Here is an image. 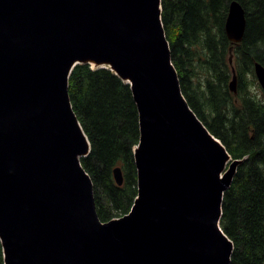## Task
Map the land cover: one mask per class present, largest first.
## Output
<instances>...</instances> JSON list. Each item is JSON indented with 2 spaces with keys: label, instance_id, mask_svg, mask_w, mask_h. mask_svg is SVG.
I'll return each mask as SVG.
<instances>
[{
  "label": "water",
  "instance_id": "95a60500",
  "mask_svg": "<svg viewBox=\"0 0 264 264\" xmlns=\"http://www.w3.org/2000/svg\"><path fill=\"white\" fill-rule=\"evenodd\" d=\"M246 29L235 0L226 21L233 46ZM87 60L129 83L139 112L138 196L129 215L105 222L69 95L72 70ZM254 67L264 89V65ZM237 83L233 69L234 94ZM240 163L182 93L162 0H0L5 264H230L234 244L220 219ZM113 175L122 186L120 166Z\"/></svg>",
  "mask_w": 264,
  "mask_h": 264
},
{
  "label": "trees",
  "instance_id": "16d2710c",
  "mask_svg": "<svg viewBox=\"0 0 264 264\" xmlns=\"http://www.w3.org/2000/svg\"><path fill=\"white\" fill-rule=\"evenodd\" d=\"M232 1L162 0V22L188 104L241 160L220 219L234 244L231 264H264V102L247 86L249 75L256 81L255 63L264 65V0H238L247 29L234 46L225 30ZM233 69L237 94L229 86ZM69 95L91 145L80 161L93 182L98 216L104 222L124 216L138 196L134 148L140 123L131 86L110 69L80 64L71 73ZM117 166L122 186L114 179ZM0 264H5L1 239Z\"/></svg>",
  "mask_w": 264,
  "mask_h": 264
},
{
  "label": "rangeland",
  "instance_id": "374dc122",
  "mask_svg": "<svg viewBox=\"0 0 264 264\" xmlns=\"http://www.w3.org/2000/svg\"><path fill=\"white\" fill-rule=\"evenodd\" d=\"M247 81H248L247 86H248V89H249L250 93H256L259 98H263L262 102H264V94H263L264 90L261 87V85L259 84L257 78H256V81H255V79L251 75H249L248 78H247ZM131 212H132V209L125 215H129ZM116 218H119V217H116Z\"/></svg>",
  "mask_w": 264,
  "mask_h": 264
},
{
  "label": "bare ground",
  "instance_id": "6f19581e",
  "mask_svg": "<svg viewBox=\"0 0 264 264\" xmlns=\"http://www.w3.org/2000/svg\"><path fill=\"white\" fill-rule=\"evenodd\" d=\"M233 1H235V0H233ZM232 1V2H233ZM231 2V3H232ZM231 3H230V5H231ZM229 8H230V6H229ZM229 13V12H228ZM228 17V16H227ZM226 21H227V19H226ZM225 30H226V24H225ZM82 62H84V61H82ZM87 62H90V64H91V66L92 67H97V65L95 64V62H93V61H88L87 60ZM84 64H88V63H84ZM102 64H106V63H102ZM78 65H80V64H78ZM106 65H108L109 67H111V65L110 64H106ZM102 66H104V65H102ZM97 69V68H96ZM73 71V70H72ZM72 73V72H71ZM70 76H71V74H70ZM69 79H70V77H69ZM128 81H130L129 79H128ZM129 84V83H128ZM138 108V107H137ZM200 121L202 122V120L200 119ZM203 123V122H202ZM204 124V123H203ZM205 125V124H204ZM237 173V172H236ZM236 175V174H235ZM234 180V179H233ZM232 183H233V181H232ZM232 183H231V185H232ZM231 187V186H230ZM229 187V188H230ZM223 199H224V196H223ZM223 203V202H222ZM233 252H234V249H233ZM233 252H232V254H233ZM232 254H231V257H230V260H232ZM230 264H231V262H230Z\"/></svg>",
  "mask_w": 264,
  "mask_h": 264
}]
</instances>
